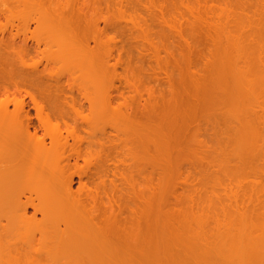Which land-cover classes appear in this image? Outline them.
I'll list each match as a JSON object with an SVG mask.
<instances>
[{"label":"rangeland","instance_id":"obj_1","mask_svg":"<svg viewBox=\"0 0 264 264\" xmlns=\"http://www.w3.org/2000/svg\"><path fill=\"white\" fill-rule=\"evenodd\" d=\"M44 15L59 23L55 30L39 24ZM18 31L25 69L38 70L43 116L49 114L54 124L47 141L62 133L73 144L101 130L114 138L106 152L121 172L109 177L116 189L108 186L105 207L112 205L109 212L118 224L106 228L118 230L114 241L121 255L137 256L119 264H194L183 246L175 245L183 242L179 231L211 234L245 208L256 209L264 159L251 172L221 170L222 154L234 145L233 125L216 106L221 93L207 75L216 56L230 48L228 38L264 36V0H0V38L12 39ZM32 91L27 77L18 95L26 106L32 105ZM96 153L72 160L66 169L65 177L75 175L74 192L85 181L96 191L83 176L100 156ZM29 173L23 178L27 186L32 182L27 193L39 202L47 197L42 193L52 174ZM143 191L152 205L147 245L140 235ZM142 251H149L146 260Z\"/></svg>","mask_w":264,"mask_h":264},{"label":"bare ground","instance_id":"obj_2","mask_svg":"<svg viewBox=\"0 0 264 264\" xmlns=\"http://www.w3.org/2000/svg\"><path fill=\"white\" fill-rule=\"evenodd\" d=\"M38 21L51 31L59 25L48 15L41 16ZM227 42L230 48L216 56L217 60L208 69L209 74L206 73L213 84L210 82L209 85L221 93L220 103L215 102L216 106L225 110L226 119L233 125L234 145L222 154L220 168L226 173L239 169L251 172L257 161L264 159V36L249 40L232 37ZM25 68L19 31L12 39L0 38V264H119L126 258L134 261L137 256L132 255V250L126 258L121 255L119 243L114 241L118 230L106 228L108 224H118L117 217L109 212L112 205L105 207L108 186L116 189L115 180L108 181L109 177H117L119 169L116 164L111 166L114 162L106 152L114 138L101 130L90 134L91 138L86 137V141L78 137L73 144L62 133L51 135L48 142V130L53 122L49 114L43 116L45 106L38 99L41 91L38 70L27 71ZM27 77L33 91L30 94L32 105L27 102L26 106L18 95ZM13 94L17 97L11 98ZM11 105H14L13 110ZM31 109L36 110L35 115ZM61 119L66 120L64 116ZM93 152L100 156L91 163L93 169L90 172L85 174L83 171V176L96 184V191L88 188L84 180L82 189L74 192L75 175L70 178L66 174L67 178L65 172L72 160L86 159ZM145 160L149 162V156ZM45 171L52 174L48 173L52 181L48 180L46 193L41 192L47 197L43 196L37 202L27 193L32 182L27 186L23 178L28 172L34 177L32 173L37 175ZM119 174L123 176L124 172ZM257 186L256 209L245 208L237 218L211 234L204 229L179 231L177 236L183 237V242L178 241L175 245H182L194 264H264V182ZM146 190L148 187L145 186ZM118 191L125 190L118 186ZM144 191L140 194V210L145 228L140 235H144L146 241L152 232V205L150 194L148 196ZM125 195H129L127 191ZM89 206L92 208L88 209ZM38 214L42 215V220L38 219ZM149 243L146 241V245ZM150 245L144 246L145 249ZM173 253L171 258L175 259ZM141 254L142 260L149 257V251Z\"/></svg>","mask_w":264,"mask_h":264}]
</instances>
